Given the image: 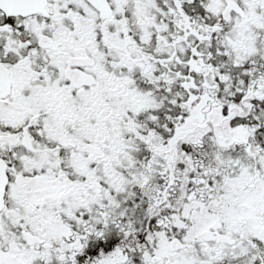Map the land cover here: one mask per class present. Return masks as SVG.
Here are the masks:
<instances>
[{
	"label": "snow or ice",
	"instance_id": "snow-or-ice-1",
	"mask_svg": "<svg viewBox=\"0 0 264 264\" xmlns=\"http://www.w3.org/2000/svg\"><path fill=\"white\" fill-rule=\"evenodd\" d=\"M0 264H264V0H0Z\"/></svg>",
	"mask_w": 264,
	"mask_h": 264
}]
</instances>
